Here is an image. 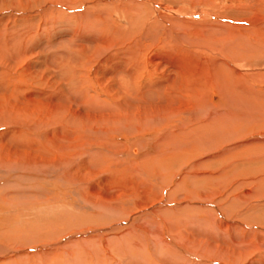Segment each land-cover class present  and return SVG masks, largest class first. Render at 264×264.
<instances>
[{
    "label": "rangeland",
    "instance_id": "374dc122",
    "mask_svg": "<svg viewBox=\"0 0 264 264\" xmlns=\"http://www.w3.org/2000/svg\"><path fill=\"white\" fill-rule=\"evenodd\" d=\"M251 2L253 0H0V37L4 36L5 42L9 39L16 42V49L10 55L12 60L21 61L17 68L28 65L30 71L41 69L47 74L44 62L52 53L63 51L67 40L72 38L80 43L81 37H90L87 24L94 19L89 15L85 19L87 7L101 8L100 13L107 16L108 23L116 25L117 31H123L127 30V20L120 12L122 8L132 10L141 5L146 12L145 21L153 23L161 20L156 16L160 10L155 7L160 4L167 10L173 9L172 12L178 11L183 15L181 19L193 25L206 22L227 26L222 33L229 37L224 38V45L217 44L219 49L206 42L203 46L204 41L201 47L196 45L191 49L206 52L200 57H190L191 66L224 57L220 53L222 49L230 50L231 46L226 49V45L233 44L231 34L233 30L239 31L238 28L244 36V28L249 29L248 39L254 36L259 45L262 44L264 4L257 1L252 6ZM193 9L198 10L197 16L191 13ZM11 33H14L12 37ZM257 42L254 44L259 46ZM247 44L245 46H249ZM262 45L253 53V59L249 56L250 49L243 45V53L236 49L241 58L244 56L241 63L228 60L252 83L249 88L238 89L235 98H238L236 105L241 114L255 119L244 116L246 120L234 121L226 130L216 124L215 130L212 125L195 131L186 146L171 142L166 157L158 156L160 162L139 164L141 157L126 156V153L136 147L138 154H145L142 149L147 145L146 137L150 138L152 149L148 155L161 152L164 143L160 140L165 129L150 127L136 133L131 128L106 137L111 147L110 156L115 160H110L109 156L104 161L89 157L82 163L76 162L75 171L69 170L60 177L46 169L44 174L38 175L27 169L31 161L17 158L22 155L24 125L18 122L13 126L17 128L15 136L0 139V158L6 164L0 168V264H264V42ZM24 46L27 48L21 58ZM149 51L139 59L140 64L145 67V77L158 79L162 57L169 61L171 57H167L165 51ZM99 60L101 57L94 58L87 69L84 68L85 73H89L91 65L96 69ZM0 62L5 60L0 58ZM163 69L166 73H175L177 81L182 78L181 72L186 71L175 72L169 65H164ZM6 72L9 71L0 67L1 75L6 76ZM1 75L0 90L6 88L3 91L7 94L10 86L3 85ZM89 83L97 89V98L113 103L112 94L107 90L118 92L114 84L105 82L104 86L93 79ZM214 88L206 89V96L211 93L207 104L215 102L213 92L219 98ZM248 92L255 94L248 96ZM56 123L61 125L55 121L54 127ZM51 127L48 128L52 130ZM9 129L1 127L0 132ZM80 137L95 141L92 136ZM101 137L98 136V140ZM55 143L57 149L63 144V147L68 146V142L60 138L53 145ZM79 144L83 145L81 141ZM175 147L180 151L173 156L171 152ZM9 150L18 153L10 154ZM49 154L48 163L56 162L60 168L67 162L68 168L73 164L74 160L67 158L69 155H59L55 149H50Z\"/></svg>",
    "mask_w": 264,
    "mask_h": 264
},
{
    "label": "bare ground",
    "instance_id": "6f19581e",
    "mask_svg": "<svg viewBox=\"0 0 264 264\" xmlns=\"http://www.w3.org/2000/svg\"><path fill=\"white\" fill-rule=\"evenodd\" d=\"M257 1L260 2L261 5L264 4V0H253V3L251 2L252 6ZM104 6H106V4H104ZM155 7L160 10L156 16L159 15L158 19L160 18L161 20L159 21L157 19L158 21H154L153 23L145 21L146 12L141 5L132 7V10L130 8L126 9L125 7L124 9L127 11H124L122 8L120 12L124 14L127 20V30L123 31H117L116 25H113L112 22L108 23L107 16H105V18L100 13L101 8L87 7L85 9V15H87L85 19L89 16H92V19H94V21L87 24V28L91 34H88V30L85 28L87 31L86 33L90 35V37L85 38L83 34H81L84 38H80V43L76 42L75 39L71 40L72 38L67 40L66 48L64 49L63 47V49H61L63 51L52 53L50 57H48V60L44 62L45 64L43 65L45 66L44 68H46V72H48L47 74L41 69L38 71H30L28 65H20V67L17 68L16 66L18 63L20 64L21 61L16 59L12 60V55H10V53L13 54L16 49V42H13L14 39L13 41L9 39V41L5 42V37H0V58L5 60V62H0V67L11 72V74L6 72V76L0 74L3 78V85L6 83L10 86V90L7 91V94L3 91L6 88L4 89L3 87V89L0 90V128L10 127L8 131L0 132V139L9 135L15 136L17 128L14 129L13 126H17L18 122L24 125L22 132L20 131L23 135V149L22 151L20 150L22 155H20V157L17 156V158H22L21 160L26 158L25 161H31L32 164L27 166L28 170L35 171V173L40 175L44 174L46 169L57 173L56 176L60 177L71 170L75 171V166L78 165L76 162L82 163L85 158L91 157L96 160H103L107 159L106 156H109V159L112 160L113 157H111L109 153V149L111 148L108 141L109 139L106 137L111 136L114 132L115 134L113 137L120 131L131 128H133L136 133L150 127L160 130L165 129V133H163L160 140L161 143H164L161 152L158 151L159 153L155 152L153 155H148L152 150L149 137H146V147H143V149L140 148L145 150V154H138L139 152L138 149H135L136 147L129 149V152L127 151L126 156L131 155L134 156V158L141 157L142 159L139 164H144L157 160L159 155L165 156L166 152H168L169 145H172L171 142L186 146L189 143L188 141L194 136L195 131L205 130L210 126L212 127V125H214L213 129L215 130V128H217L216 124H219V129L225 127L224 129L226 130L234 121L241 122L246 120L244 116L249 115L241 114L242 112L238 110L240 107L238 108L236 105L238 98L235 97L238 95V89L249 88L250 81L247 79L249 81L247 82L245 79L246 75L240 72V69L239 71L236 70L234 65L232 67L229 61L233 59V61L241 63L244 56L241 58V54L237 53H239L238 50L240 49L242 53L244 52L242 48L246 43H248L249 46L245 47H247L248 50L250 49L249 56L253 59V53L261 49L259 46L262 47L264 41L259 45L260 42L258 43L254 36L252 40L248 39L251 36L248 37L247 35V30L249 29L243 25L245 27L243 28L246 29L244 34L247 36L243 35L240 28H238L239 31L233 30L231 34V37L234 38L233 44L229 42L226 45V49L231 46L230 50L227 49L228 51L226 50V52L225 49H222L223 53L219 52L220 55L222 54L224 57L212 59L210 63L204 60L201 61L200 64H198V62L192 64L193 62L190 60V57H200V54L206 55V52L202 49L198 52L191 49L195 48L196 45L201 47L200 45L203 41V46H205L206 42L209 46L212 44L213 47L219 49L217 44L223 43L224 40L229 37L228 34L222 33L227 26L220 23L214 25L206 22H201L199 24H196V22V25H193L189 23V20L181 19L183 15L179 14L176 10L172 12L173 9L167 10L165 6L160 4L155 5ZM193 10L194 11H191V13L197 16L198 10ZM253 26H256V24ZM253 28L250 30H253ZM190 29L194 32H191ZM13 34L11 33L9 36L12 37ZM17 34L19 33L17 32ZM17 34L14 36H17ZM72 35L75 36V34ZM2 42L4 44H2ZM84 42H86L87 45H84ZM256 42L259 46L254 44ZM26 48L27 47L21 50V58L24 56ZM150 49L152 51H165L167 57H171L170 61L162 57L161 60L163 61V65L158 68L160 72L158 71L159 75H157L160 76V78L153 80H151V76H144L143 70L145 67L143 64H140L139 60L143 55L147 54ZM259 52L262 53V50ZM255 56H258V54ZM100 57L101 61L99 60L100 62L98 61L97 65H95L97 66L96 69H93L91 65V68L87 70L89 73L86 74L85 69H87L89 63L93 62L94 58L98 60ZM172 60H175V63H173ZM224 60L229 61L226 63ZM189 62H192V67L189 66ZM151 63L153 62L151 61ZM145 65H147V63H145ZM164 65H169L172 69L174 67V69H176L175 72H179V70L186 71L185 73L183 71L181 72L182 74L180 73L182 78L180 81H177L175 80V73H166L163 71ZM193 65H195L196 69H193ZM151 70L153 73L156 72L154 68ZM212 70L215 71V73H212ZM92 79L98 84L106 86L107 83H112L118 88V92L107 90V93L112 94L113 103L110 100L97 98V96H99L97 89L94 90L89 83ZM60 84H63V86H60ZM210 87H215L214 90H216L219 98L217 99V95L213 92L215 102L212 103L211 101L210 103V101H208L207 104L206 99L209 100L211 93L206 96V89L208 91ZM252 92H248V96H250L249 94H252ZM190 94L192 95L190 96ZM247 101H245L246 104ZM251 103L252 102H249V104ZM254 106H257V104L254 103ZM251 119L255 118L251 117ZM55 121L61 123L62 126L60 124V126H58L56 123L57 128L54 127ZM51 125L54 128L51 127ZM48 127H51L52 130ZM218 133L217 131V135ZM229 135L234 136L232 134ZM80 136H92L97 142L93 140L89 142V139L81 138ZM98 136L103 137L98 140ZM59 138L64 140L65 143L68 142V146L63 147V144L61 148L57 149L58 144L55 143V145H53V143L58 142ZM80 141L83 144L82 146L79 144ZM137 142L136 144H138ZM96 147L102 150H95ZM49 148L51 150L55 149V152H58L59 155H69L67 158L74 160L71 162L73 163L72 166L69 168L65 166L68 164L67 162V164L61 165L60 168L57 166L56 162H52L53 164L46 162L48 161L46 158L50 157ZM9 151L11 152L10 154H12L15 150ZM178 151H180L179 148H172L171 154L173 156L175 154L176 156ZM171 154H169V156ZM9 156L10 155H8V157ZM164 156L162 158L166 160V156ZM61 160L63 161V159ZM4 161V159L0 158V168H4L6 165ZM177 164L179 163L177 162ZM138 166L140 165L136 164V167ZM19 167L16 169H19ZM138 171H140V169ZM46 173L48 174L47 171Z\"/></svg>",
    "mask_w": 264,
    "mask_h": 264
}]
</instances>
